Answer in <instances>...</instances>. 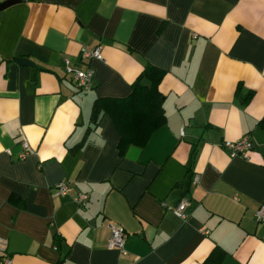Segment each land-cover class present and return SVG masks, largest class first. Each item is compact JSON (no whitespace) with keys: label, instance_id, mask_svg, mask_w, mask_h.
<instances>
[{"label":"crops","instance_id":"crops-1","mask_svg":"<svg viewBox=\"0 0 264 264\" xmlns=\"http://www.w3.org/2000/svg\"><path fill=\"white\" fill-rule=\"evenodd\" d=\"M7 1L0 236L11 264H264V0ZM95 45L103 58L81 62ZM65 57L92 67L87 87ZM147 63L166 69V121L130 159L91 106L127 95ZM244 134L251 148L232 156L223 141ZM62 180L69 190L55 194ZM183 199L185 218L171 209ZM111 224L125 253L107 246Z\"/></svg>","mask_w":264,"mask_h":264},{"label":"trees","instance_id":"trees-1","mask_svg":"<svg viewBox=\"0 0 264 264\" xmlns=\"http://www.w3.org/2000/svg\"><path fill=\"white\" fill-rule=\"evenodd\" d=\"M166 69L147 63L131 83L125 96H96L90 122L96 124L101 113H108L119 131L118 148L124 155L131 144L142 146L150 134L165 123L164 94L158 87ZM87 127L86 132L89 131ZM85 138V136H84ZM84 138L76 144L78 147Z\"/></svg>","mask_w":264,"mask_h":264},{"label":"built area","instance_id":"built-area-1","mask_svg":"<svg viewBox=\"0 0 264 264\" xmlns=\"http://www.w3.org/2000/svg\"><path fill=\"white\" fill-rule=\"evenodd\" d=\"M81 62H88L92 58L102 59V51L99 45H95L90 48L82 47L79 53ZM64 62V70L65 73L69 74L71 79L78 87H87L92 80L93 69L87 64L86 66H81L80 64H73L69 58H63ZM181 129V133H182ZM22 145L26 149L28 145L27 139L22 137ZM223 147L227 148L230 151V154L233 155H246L248 150L252 146V141L250 140L248 134H244L237 139H225L223 141ZM25 150L20 153V156H24ZM198 176L195 175L194 180H197ZM69 190V186L66 181L62 180L57 182L54 185V193L55 194H64ZM88 197L87 193L81 192L78 193L74 200L78 203L86 200ZM188 205V201L183 199L176 206L171 207L172 211L179 217L185 218L187 216L186 208ZM254 215L257 219H264V201H262L254 210ZM124 239V228L111 224L110 225V233L107 237V246L110 248L120 247L122 252H126L124 248H122ZM7 240L5 237L0 236V264H11L12 259L11 256L7 252Z\"/></svg>","mask_w":264,"mask_h":264},{"label":"water","instance_id":"water-1","mask_svg":"<svg viewBox=\"0 0 264 264\" xmlns=\"http://www.w3.org/2000/svg\"><path fill=\"white\" fill-rule=\"evenodd\" d=\"M8 3L4 2V3H0V7H3L4 5H6ZM16 61L18 63H22V64H31L34 65L33 61H31L30 59L24 58V57H18L16 58ZM140 152V147L134 144H131L126 152V156L130 159H136L138 154Z\"/></svg>","mask_w":264,"mask_h":264}]
</instances>
